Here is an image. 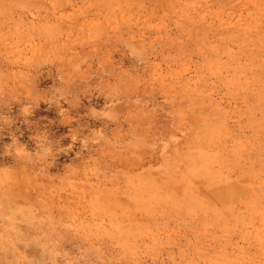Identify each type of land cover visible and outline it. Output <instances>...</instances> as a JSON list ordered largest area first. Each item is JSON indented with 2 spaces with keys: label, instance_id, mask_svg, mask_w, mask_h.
<instances>
[{
  "label": "rangeland",
  "instance_id": "rangeland-1",
  "mask_svg": "<svg viewBox=\"0 0 264 264\" xmlns=\"http://www.w3.org/2000/svg\"><path fill=\"white\" fill-rule=\"evenodd\" d=\"M0 264H264V0H0Z\"/></svg>",
  "mask_w": 264,
  "mask_h": 264
}]
</instances>
